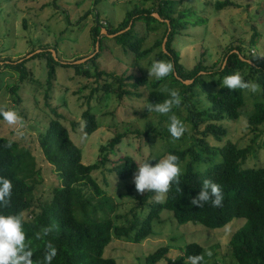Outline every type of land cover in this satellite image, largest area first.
<instances>
[{"label":"trees","instance_id":"1","mask_svg":"<svg viewBox=\"0 0 264 264\" xmlns=\"http://www.w3.org/2000/svg\"><path fill=\"white\" fill-rule=\"evenodd\" d=\"M180 5L181 1L153 0V5L149 9L134 6L117 27L102 26L98 14L94 13L95 26L90 32L95 52L98 44L99 53L97 51L81 65L60 62L46 46L39 48L38 53H34L35 50L31 52L34 53L31 60L45 61L48 90L55 78L56 68H73L76 75L86 77L89 75L88 68L92 67L95 71L93 75L96 78L95 82L106 78L117 83V87L114 88L113 84L106 80L104 84L91 90L88 101L99 91L122 100L123 97L141 98L143 95L139 88L146 87L147 84L141 75L136 77L126 73L116 75L98 71L97 60L103 50V39L108 38L101 34V30L104 29L108 35L119 33L113 40L117 46L133 55V67H137L138 61L157 48L155 60L171 62L174 71L167 77L154 79L150 83L152 90L145 102H163L167 99V91H161L160 86L168 80L172 86L169 89L177 88L175 90L181 97L179 106L185 108L186 122L191 125L196 135L189 147L177 149L168 146L166 149L167 154L178 157V163L181 169L183 168L179 183L170 185L163 202L156 201L154 199L156 194L153 192H145L135 198L139 203L138 207L145 208L148 213L145 218H141V213L132 212V217L122 225L117 224L119 218H111L110 215L115 209L112 198L101 188L92 174L105 168L110 162L109 155L116 152L123 138L129 134L147 139L151 133H155L165 139L166 130H160L149 123L144 127V131L135 130L133 133L127 130L125 133H117L106 145L99 148V160L96 163L84 165L81 151L70 139L68 130L59 122L61 115L55 109H50L52 118L47 124L46 131L40 135L38 146L45 162L55 171L60 185L51 189L46 201L38 197L37 191L43 184V175L31 150L20 147L15 141L0 137V176L8 178L12 183L9 203L0 208V214L22 216L26 241H31L33 248L34 264H42L46 241H50L57 249L52 264H116L114 259L104 257V250L110 242L113 239L129 238L134 243L142 242L152 234V223L159 220L162 211L170 212L179 225L192 223L210 230L222 229L233 220H244V225L230 239L231 258L235 264H264V167H244L246 161L254 157L258 148L255 149L252 145L239 147L231 142L217 148L211 147L206 141L208 137L220 141L225 136L226 130L217 126V123L237 121L245 115V90L229 91L222 85L223 77L233 72H239L244 80L258 85L260 93L258 99L253 100V108L245 116L251 131L264 135V61L242 55L241 48L234 47L224 54L223 63L218 69L215 70L216 66H205L203 61H200L190 71H186L180 63L179 53L172 48V44L182 31L188 27L202 26L207 19L197 16L192 10L178 9ZM227 7L238 5L230 0L216 1L214 4L216 11ZM92 12L94 9L88 10L84 18ZM153 14H157L162 22L155 19ZM137 22H143L147 34L154 32L155 25L165 27L162 37L155 41L152 48L142 49L144 39L138 38L135 32ZM165 37L167 42L163 50L162 43ZM256 37L254 34L252 39ZM226 58V65L221 70ZM79 60L81 59L76 61ZM5 62L10 61L7 59ZM26 62L27 60L18 64L11 62L5 64V67L19 72V81L24 82L28 79L24 66ZM206 77L210 79L217 77L219 89L216 93L206 95L208 104L206 108L199 110L190 102V98L197 95L196 88L206 85ZM28 80L35 82L32 77ZM16 91L17 87L14 86L11 92L15 94ZM45 98L48 100V94H45ZM197 102L198 100L194 101ZM2 108L7 110L6 107ZM81 119L86 135L96 131V117L90 108L82 112ZM202 125L204 128L200 131ZM71 126L75 129L78 123L72 122ZM161 157L149 158L146 161H151L150 163L154 165ZM217 157L221 158L219 163L215 162ZM201 164L209 167L204 172H199L195 166ZM137 166L132 157L125 156L107 169V173L115 175L119 180H129ZM204 179L220 185L224 197L222 206L213 207L210 202L204 203L200 208L191 205V199L198 194ZM103 184L107 187L105 179ZM46 226L51 227L52 231L44 239L36 240L35 233ZM180 251L181 254L170 260L169 264H185L188 256L198 254L203 256L200 264H208L205 250L195 243L186 245ZM168 253L169 249L162 247L147 257L146 264H157Z\"/></svg>","mask_w":264,"mask_h":264},{"label":"rangeland","instance_id":"2","mask_svg":"<svg viewBox=\"0 0 264 264\" xmlns=\"http://www.w3.org/2000/svg\"><path fill=\"white\" fill-rule=\"evenodd\" d=\"M174 1H181L178 9L192 10L197 16L207 19L202 26L188 27L182 31L172 44V48L179 53L180 63L186 71H190L200 61L208 67L216 66V70L223 63L224 54L234 47H240L242 55L264 61V0H230L238 7H227L221 11H216L214 4L223 0ZM152 5L153 0H0V108L13 110L20 117V122L14 125L0 119V137L15 141L20 147L31 150L43 175V184L37 191L38 197L43 201L48 199L52 188L60 185L55 171L45 162L38 146L40 135L46 131L52 118L50 109H55L61 115L59 122L68 130L70 139L81 151L84 165L96 163L99 160V148L106 145L117 133H125L127 130L133 133L135 130L144 131V127L149 123L167 131L168 117L148 113L145 109V100L152 90L149 85L155 79L149 77L147 68L155 61L157 48L138 61L137 67H133L132 54L117 46L113 38L103 39V50L97 60L98 71L116 75L126 73L136 77L141 75L147 84L146 87L139 88L143 95L141 98L123 97L122 100L99 91L88 101L91 90L107 80L103 78L95 82V71L92 67H87L89 75L86 77L76 75L73 68H56L55 78L48 90L45 61L31 60L33 54L46 46L62 63L70 64L77 59H86L95 54L90 32L95 26L94 13L98 14L102 26L117 27L134 6L149 9ZM92 9L94 12L84 18L86 12ZM154 27V32L147 34L143 22H137L135 32L138 38L144 39L142 49L152 48L155 41L162 37L165 27ZM254 34L257 37L253 40ZM33 50L35 52L31 53ZM7 59L10 62H5ZM23 60H27L24 66L28 79L32 77L35 82L28 79L20 82L19 72L5 67V64H18ZM217 80V77H206V85L196 88L197 95L191 97L190 102L197 109L206 108V95L218 91ZM107 81L111 82L114 88L117 87L114 81ZM14 86L17 87L15 94L11 92ZM170 87L172 86L166 80L161 84L160 90L166 91ZM45 94H48V100ZM258 94V88L256 92L245 90V115L252 110L253 100L258 99ZM195 100L198 102L194 103ZM87 108H90L97 122V129L91 135L84 132L81 119L82 112ZM172 113L182 121L185 128L179 139L170 138L168 132L165 139L155 133H151L147 139L129 134L123 138L116 152L109 155L110 162L105 168L92 174L112 198L115 209L110 216L113 219L119 218V225L125 224L126 220L132 217V212L141 213V218H145L148 211L145 208L140 209L135 198L142 196L146 191L137 192L133 177L129 180H119L115 175L107 173V169L125 156L132 157L139 166L149 158H163L167 155L168 146L177 149L191 146L196 135L191 125L186 122L185 108L174 107ZM245 115L237 121L217 123V126L226 130L225 136L220 141L213 137H208L206 141L211 147L217 148L224 147L228 142L239 147L252 145L258 150L254 157L246 161L244 167L261 168L264 167V135L251 131ZM72 122L78 123L75 129L71 126ZM203 128L202 125L200 131ZM220 161V157L215 158L216 163ZM208 167L201 164L196 165L195 169L204 172ZM104 179L107 187H104ZM164 199L165 194L159 202ZM158 219L152 223V234L148 238L140 243H134L130 238L113 239L105 248L104 257L114 259L116 264H146L148 256L162 247H167L168 255L157 264H169L170 260L181 254V248L195 243L205 250V254L211 252V256L206 255L208 264H235L231 258L229 242L232 235L244 225V220H233L222 229L210 230L192 223L179 225L168 211H162Z\"/></svg>","mask_w":264,"mask_h":264},{"label":"clouds","instance_id":"3","mask_svg":"<svg viewBox=\"0 0 264 264\" xmlns=\"http://www.w3.org/2000/svg\"><path fill=\"white\" fill-rule=\"evenodd\" d=\"M222 65L221 70L225 67ZM173 65L169 61L155 60L147 68L149 77L156 80L163 79L173 73ZM222 85L229 91L249 90L256 92L258 85L242 78L239 72H233L231 75L224 76ZM168 98L163 102H148L145 109L148 113H155L160 116L167 115V132L172 139H179L185 131L184 125L177 116L172 113V109L181 103L179 92L175 89H167ZM0 118L10 125L20 122V117L13 110L0 108ZM151 161H144L137 166L133 173V183L137 192H153L155 199L160 201L162 195L169 191L170 185L179 183L181 168L178 163V157L173 154H167L159 159L154 165ZM12 183L3 176H0V208L7 206L11 196ZM223 193L219 184L211 180L204 179L198 194L191 199V205L202 207L204 203L210 202L213 207L222 206ZM23 219L20 214H0V264H34L33 248L31 241H26V235L23 230ZM52 231L51 227H43L35 233L36 240H42ZM57 255L56 247L50 242H45L42 264H52ZM206 255L211 256V252ZM202 255L188 256L185 264H200Z\"/></svg>","mask_w":264,"mask_h":264},{"label":"water","instance_id":"4","mask_svg":"<svg viewBox=\"0 0 264 264\" xmlns=\"http://www.w3.org/2000/svg\"><path fill=\"white\" fill-rule=\"evenodd\" d=\"M155 19H157L158 21H160V22H162V20L160 19V17L157 15V14H153L152 15ZM166 23H167V21H166ZM130 25H131V23H130ZM101 34H104V35H106L108 38H113V37H115L116 35H118V34H114V35H108L107 34V32L104 30V29H102L101 30ZM166 42H167V37H165L164 38V40H163V43H162V49L164 50L165 49V45H166ZM98 51V44H96V52ZM95 52V53H96ZM95 55V54H94ZM93 55H91L90 57H88V58H91ZM88 58H86V59H88ZM86 59H83V60H79V61H76V62H74V64H77V63H81V62H83V61H86ZM242 60H243V58H241ZM226 60H227V58L225 59V62H226ZM249 63H251L250 61H248ZM225 64V63H224ZM184 83H186L187 84V82H184Z\"/></svg>","mask_w":264,"mask_h":264}]
</instances>
